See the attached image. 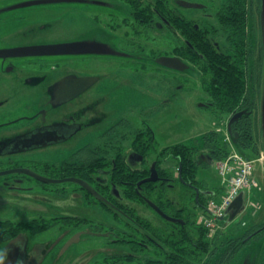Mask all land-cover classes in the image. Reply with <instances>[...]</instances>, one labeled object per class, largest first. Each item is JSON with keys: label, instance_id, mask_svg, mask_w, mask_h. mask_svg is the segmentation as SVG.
Masks as SVG:
<instances>
[{"label": "rangeland", "instance_id": "rangeland-1", "mask_svg": "<svg viewBox=\"0 0 264 264\" xmlns=\"http://www.w3.org/2000/svg\"><path fill=\"white\" fill-rule=\"evenodd\" d=\"M92 1L90 0L86 13L76 8L79 7L77 4L69 2L33 5V7L40 8L47 17L52 15L49 9L45 8L56 9L62 20L61 24L64 21L66 26L79 31H89V35L85 37L86 40L71 42L70 44H74L72 48H58L49 52L6 57L8 60L36 59L43 63L42 66L37 65L34 68L35 72L27 77L26 81L30 84L38 83L39 79L35 76L39 77L43 74L71 76L79 73L101 76V81L97 85L90 87L75 99L65 100L63 111L56 112L57 114L70 113L84 108L86 118L90 122L88 131L80 137L66 139L54 137L48 139L46 141L48 143L34 140L19 141L12 135L25 125L26 120H23L17 124L8 125L6 129L0 131V139H5L3 143H0L5 148L0 154V159L8 160L7 158L13 157L19 160L36 159L60 163L70 158L72 153L85 144L92 146L101 144V152L111 157L117 149L130 152L135 132L146 131L148 127L155 132L157 147L154 151H161L165 147L186 142L197 146L196 156H199L200 153L209 151L204 147V143L194 141L208 135L211 131H218L223 140L233 147L230 153L237 150L240 154L251 156L256 161L257 182L253 188L243 190L245 203L234 218H231V213H228L227 223L215 220L210 227L205 225L210 237L215 236L214 238L220 241L219 233L226 230L234 236L240 235L254 223L264 219V158H262L264 147L261 145L260 153L252 155L249 149L232 145L227 130L231 114L215 111L211 105H207L211 97L203 88L202 72L198 66L191 64L182 71L169 70L154 59V54L157 56L177 54L174 51V44L177 41H180V45L185 43L184 38L177 37L175 30L161 15L156 13L159 8L158 1L141 2L143 8L147 10V16L150 15V18L144 17L143 19L137 17V8L124 0ZM169 1L170 6L194 19L202 29H208L209 37H213V43L218 42L222 50L226 48L227 36L217 17L218 9L224 0ZM255 3L254 29L252 39L250 38V55L247 57V63L250 60L251 67L248 66V71L254 72L253 81H255L258 69L262 70L259 105L253 116V125L258 132L264 124V61L262 59L261 62L260 39L262 34L264 46V8H259V0ZM25 10L28 11V9ZM40 27L39 30H45L43 25ZM29 29L28 25L18 28L9 26L7 33H0V49L59 47L61 45V43L51 41V34L32 36ZM21 30L23 31L22 39L8 38L10 36H7L8 31ZM257 77L258 75H256V82ZM49 85L50 79L47 78L39 81L35 88L26 87L19 92L0 95V100H5L0 105V117L7 116L11 119L22 113H32L41 107L46 108L45 103L49 100L55 104L52 99L53 95L49 91ZM259 142L263 143V133ZM228 156L214 160L207 167L201 166L198 170L197 179L215 191L214 198L217 200L223 197L230 184V175L224 176L220 167V163ZM156 158L157 154H151L148 159L149 163ZM162 165L173 169L177 175V164L174 158L165 159ZM232 165L235 166L236 163L232 161ZM27 182H31V185L35 186L34 191L46 196L49 201L37 198L35 205L11 207L12 203L9 201L11 192L6 185L0 183V220L8 218L29 220L40 215H80L91 219V222L71 227L68 231L57 224L44 232L30 234L31 244L49 240L59 241L65 237V240L60 242L62 246L67 239L82 232L79 241L63 250L62 260L70 261L75 253L83 251L86 253L87 249L90 251L100 249V253L95 257L94 254L87 253L90 258L94 257L90 264H94L98 259H101V264H111L104 262V257L110 256L109 253L131 251L128 245L111 242L113 234L88 232V230L97 229L96 225L100 222L121 227L122 224L116 221L111 211L103 209L102 206L89 205L82 197L74 196L71 192L61 195L42 189L35 180ZM172 189L170 197L176 199L178 190L182 189L181 184H177L176 188ZM187 203L194 207L190 199ZM140 206L146 209V214H152L151 209L144 204L141 203ZM123 264L136 263L127 261ZM234 264H264V234L245 245Z\"/></svg>", "mask_w": 264, "mask_h": 264}, {"label": "trees", "instance_id": "trees-1", "mask_svg": "<svg viewBox=\"0 0 264 264\" xmlns=\"http://www.w3.org/2000/svg\"><path fill=\"white\" fill-rule=\"evenodd\" d=\"M124 1L137 8L136 15L139 19L150 16H147V10L141 4L148 0ZM153 1H158L159 8L156 13L169 23L177 37L181 36L185 40L182 45L179 44L180 41L174 44V51L177 53L175 55L201 69L203 88L211 97L208 105H211L215 111L231 115L246 110V113L232 124L230 134L234 144L249 149L252 155L259 154L261 145L264 147V139L262 144L259 142L263 126L257 132L253 125V116L259 105L261 82L260 76L257 77V82L256 77L255 81L250 79L247 65L249 43L254 29L256 0H224L219 8L217 17L229 42L226 51L219 49L213 43L208 29L197 28L193 21L186 16L183 17L170 6L169 0ZM259 3L261 8L263 0H259ZM161 55L154 54V59L157 60ZM237 133L239 136L236 135ZM196 141L204 143V147L209 152L196 156L197 146L186 142L154 151L157 147L154 130L148 127L146 131L137 133L133 142L134 149L139 151L143 158L149 159L151 154H157L153 162H156L161 176L170 178L167 181L171 185L168 186L167 181L163 179L146 181L138 185L142 178L150 174L153 162L149 163V160L144 161V165L131 174L119 166L120 171L115 173V177H127L132 182L130 186L120 189L121 196L128 200L120 204L124 211H118L109 203V198H118L110 187L105 189L106 196L101 194V200L106 201V209L115 217L122 218L121 214H127L135 220L133 225L127 223L126 232L132 239L136 238L130 241L122 240L123 243L130 244L132 252L121 254L116 261H133L136 264H234L242 248L254 238L264 234V219H262L240 235L229 234V230L222 231L218 235L221 239L217 241L215 236L210 237L207 227L199 222L200 213L206 212L207 203L214 194H210L211 189L197 179L198 170L201 166H209L213 160L228 156L231 147L218 131H211L194 142ZM169 158L175 159L177 175L173 169L162 165L164 160ZM118 162L119 165H128L123 158H119ZM177 184H181L182 189L178 190V195L174 199L170 197V190L176 188ZM198 190L200 192L197 197ZM205 194L208 196L205 197ZM146 198L153 200L165 212L183 218L185 223L165 219L149 205ZM189 199L194 207L187 203ZM141 203L157 216L153 218L144 216L146 209L140 206ZM43 228H45L44 224L37 227V229ZM147 230L160 244H153V250L142 248L137 241L144 237Z\"/></svg>", "mask_w": 264, "mask_h": 264}, {"label": "flooded vegetation", "instance_id": "flooded-vegetation-1", "mask_svg": "<svg viewBox=\"0 0 264 264\" xmlns=\"http://www.w3.org/2000/svg\"><path fill=\"white\" fill-rule=\"evenodd\" d=\"M31 1L35 0H0V33H7V29L9 26L18 28L22 25H28L30 26V35L41 36L51 34V41L61 43L60 46H65L73 41L86 40L85 37L89 35V31H79L75 28H71L69 26H66L64 21L63 24H61L62 20L59 17L56 9L45 8L49 9L50 14L52 15L51 17H49L48 15L47 17V15H45L40 8L33 7V5L40 3L21 5L23 3ZM60 1L77 4L79 7L76 8L81 9L85 13L87 7L90 4V0H51L41 3H52ZM25 9H28V11H26ZM176 10L183 17L186 16L180 10ZM187 18L193 21L194 25L197 28L200 27V25L197 24L194 19H191L189 17ZM42 25L45 28L44 31L38 29ZM8 35H10L8 38L19 40L23 38V31H8L7 36ZM7 36L4 38L6 39ZM260 39L262 62V59L264 61V46L262 34ZM215 44L219 49L222 50L218 42L215 41ZM228 47L229 42L223 51H226ZM10 55L0 56V95L8 92H19L26 87L35 88L36 86H38L39 81L49 78V91L51 92V95H53L52 99L55 101V104L51 103L49 100V102L45 103L47 104L46 108L41 107L39 110H35L32 113H22L11 119H8L7 116H2L0 117V131L6 129L8 125L15 123L17 124V122L26 120L25 125L20 127L18 131H15L13 133L12 137H16V140H34L43 141L45 143L48 139L54 137L58 139H66L73 138L75 136H83L84 133L88 131V127L90 125L89 120L86 118V111L84 108L77 112H63L62 114H57L56 112L63 111V105L66 103L65 100L75 99L78 96L84 94L85 91L90 87L97 85L101 81V76H97L95 74L79 73H74L71 76H47V74H43L39 77L35 76L39 79L38 83L32 82V84H30L26 81L27 77L35 72L34 68L37 65L42 66L43 63L36 59L8 60L6 57ZM248 55H250L249 52ZM247 65H250L251 67L250 60ZM167 69L171 70L170 68ZM253 73L254 72L249 71L251 79H253L254 77ZM256 75L260 76L259 81L262 83L261 68L258 69ZM4 102V99L0 100V105H2ZM136 135L137 131L133 136V142L136 140ZM4 140V138L0 139V143H3ZM133 142L130 152L127 153L124 149H117L116 153L111 157L101 152V144L97 146L85 144L74 153H72L70 158L65 159L60 163L36 159L19 160L13 157L7 158L8 160L0 159V183L6 185L11 192V196L9 198V201L12 203L11 207L35 205L37 198L48 200L46 196H42V194L34 191L35 186L31 185V182H27L31 180H35L44 190L53 191L61 195L71 192V194L74 196L82 197V199H84V201L89 205L98 207L102 206V208L105 210H107L105 207L106 201L101 200V194L103 196H106L105 189L110 187L118 198H109V203L112 207L118 209V211L123 212L124 209L120 206V204L123 202H128V200L121 196L120 189L130 186L132 182L127 177L116 178L115 173L120 171V166L122 167V170L131 174L132 171H136L140 167H142V165H144V161L146 162L148 160V158H143V155H140V153H138L139 151L134 149ZM4 150V146L0 145V154L3 153ZM101 158H107L108 160H104ZM119 158H123L128 165H119ZM35 174H39L52 179L75 178L81 181L67 180L64 182H46L38 178ZM149 175L142 178L141 180L147 178ZM159 176V179H163L166 181L170 179L167 176H161L160 173ZM167 185L169 186L171 184L167 181ZM208 194H205V197H207ZM134 204H137V202H134ZM121 215L122 218H117L113 215L116 221L122 224L121 227L108 225L105 222H100L98 223V225H96L98 227L97 229H91L88 230V232L92 234H113L111 236V242L119 245L121 244L130 246L129 243H123L122 240L130 241L132 239L127 235L126 232L128 227L127 223L133 225L135 223V220L131 217H128L127 214ZM144 216L153 218L157 215H154L152 212V214H145ZM86 222H91V219L80 215H40L29 220H13L9 218L1 219V248H11L14 250L12 252V257L9 261V264H12L15 256L20 254V250L16 247L18 241H24L29 252L41 254L40 264H90V262H93L94 257L100 253V249H95V251H90V249H87L86 253L84 251L81 253H75L70 261L66 262L65 260H62V257L64 255L63 250L72 245L74 242L79 241L82 232L76 234L75 237H72L69 240L67 239L68 241L66 240L64 242V246H60V242L65 240V237H62L59 241L49 240L37 244H31L30 242V234L35 235L44 232L48 229H51L57 224L61 225L63 229L68 231L71 227H76ZM43 224L45 225V228L37 229V227ZM147 231L148 232H145L144 237H142L141 240L137 238V241L140 243V246H142V248H145L146 250H153V244H160L157 240H155L151 233H149V230ZM135 238L133 237V239ZM88 252L91 255L94 254V257L90 258L87 254ZM125 253L127 252L109 253L111 257L109 255H106L104 257V262L111 264H123L127 261L116 260L119 259V256L121 254ZM94 264H101V259L95 261Z\"/></svg>", "mask_w": 264, "mask_h": 264}, {"label": "water", "instance_id": "water-1", "mask_svg": "<svg viewBox=\"0 0 264 264\" xmlns=\"http://www.w3.org/2000/svg\"><path fill=\"white\" fill-rule=\"evenodd\" d=\"M51 0H35V1H31V2H26L23 3L21 5H31V4H36V3H41V2H48ZM53 1V0H52ZM262 8H264V0L262 3ZM74 46V44H67L65 46H59V47H26V48H17V49H5V50H0V56L1 55H10V54H26V53H41V52H49V51H53L56 50L58 48H72ZM157 61L167 67L170 68H174V69H178V70H185L189 67V64L186 63L185 61H183V59L181 57L178 56H169V55H162L160 56ZM246 113V110H242V111H238L236 112L234 115H232L229 124H228V128L230 131H232V124L234 122H236L237 120L240 119V117L243 116V114ZM263 126V135H264V124H262ZM237 136H239V134H236ZM38 178H40L43 181L46 182H64L67 180H78L81 181L79 179H75V178H65V179H52V178H47L44 177L42 175L39 174H35ZM160 176H159V172L156 166V162H154L152 164L151 167V174L139 181V186L146 181H157L159 180ZM199 193V192H198ZM147 202L149 203L150 206H152L162 217H164L165 219L169 220V221H173V222H181L182 224L185 223L184 219L179 218V217H175L172 216L168 213H166L165 211H163L159 205L157 203H155L153 200L147 198ZM245 203V199H244V192L242 191L232 202V204L229 206L227 212L231 213V218H234L238 212L242 209V207L244 206Z\"/></svg>", "mask_w": 264, "mask_h": 264}, {"label": "built area", "instance_id": "built-area-1", "mask_svg": "<svg viewBox=\"0 0 264 264\" xmlns=\"http://www.w3.org/2000/svg\"><path fill=\"white\" fill-rule=\"evenodd\" d=\"M232 161L236 163L235 166L232 165ZM220 166L224 176L230 174V184L226 194H224L220 202H210L209 209L212 212L213 218L205 219V222L209 226L212 225L214 219L222 217L225 214L228 206L242 189L250 188L255 184L253 178L254 160L245 158L241 154L233 153L225 161L221 162Z\"/></svg>", "mask_w": 264, "mask_h": 264}, {"label": "clouds", "instance_id": "clouds-1", "mask_svg": "<svg viewBox=\"0 0 264 264\" xmlns=\"http://www.w3.org/2000/svg\"><path fill=\"white\" fill-rule=\"evenodd\" d=\"M16 247L20 254L15 256L12 264H40L41 254L29 252L24 241H18ZM13 251L11 248H0V264H9Z\"/></svg>", "mask_w": 264, "mask_h": 264}]
</instances>
